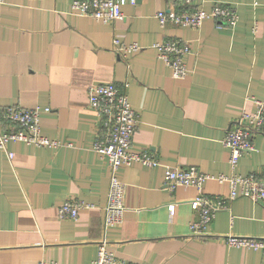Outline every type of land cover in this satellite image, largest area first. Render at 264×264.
I'll return each instance as SVG.
<instances>
[{
  "label": "crops",
  "instance_id": "crops-1",
  "mask_svg": "<svg viewBox=\"0 0 264 264\" xmlns=\"http://www.w3.org/2000/svg\"><path fill=\"white\" fill-rule=\"evenodd\" d=\"M71 1L0 0V106H38L42 134L59 142L9 141L12 158L0 150V264H92L110 167L93 149L99 124L87 87L108 81L126 84L137 112L131 150L151 152L158 164L117 170L126 210L122 223L105 231L107 249L135 264H264V248L224 241L228 234L264 237V200L228 199L204 233H193L188 224L197 217L189 200L199 190L162 184L166 166L232 172L224 134L241 110L252 112L254 100H264V0H192L185 7L228 3L238 15L233 27L206 18L198 28L160 26L156 13L170 0H125L123 18L111 22L77 16ZM113 35L141 48L123 55ZM165 39L189 43L183 78H172L152 47ZM253 145L234 171L264 178V132ZM201 192L226 196L229 186L209 179ZM73 199L93 207L75 219L58 218L56 206Z\"/></svg>",
  "mask_w": 264,
  "mask_h": 264
},
{
  "label": "built area",
  "instance_id": "built-area-1",
  "mask_svg": "<svg viewBox=\"0 0 264 264\" xmlns=\"http://www.w3.org/2000/svg\"><path fill=\"white\" fill-rule=\"evenodd\" d=\"M134 1V0H131ZM181 1V2H180ZM192 0H170L166 9L156 13L160 26L168 23L198 28L204 19L212 18L217 25L225 24L233 27L238 19L237 11L228 3H212L209 8L202 5L193 9L185 7ZM125 0H72L70 9L77 16H88L95 20L111 22L123 18L121 6ZM180 5V6H178ZM256 26L253 27V30ZM112 44L115 51L126 55L141 48L136 42L124 43L117 35H113ZM158 58L170 68L174 79L183 78L188 73L185 55L189 52V43L182 39H165L152 44ZM126 84L117 85L112 81L91 84L87 87L88 104L98 117L99 128L93 142V149L107 158L110 167L107 200L103 208V235L97 241L96 255L92 264H135L117 257L106 247L105 231L109 227L120 225L126 210L124 203L125 184L117 175V170L123 164L139 162L146 166H155L157 159L149 151L135 152L131 150V139L138 123L137 112L132 108L125 91ZM255 109L252 112L241 110L228 126L222 144L228 148L231 173L209 174L202 172L196 166L164 168L162 184L168 190L178 185L196 187L199 192L189 200V205L195 211L197 219L191 221L189 229L193 233H204L207 224L215 213L227 206V200L236 196L247 197L254 202L264 200V178L255 172L245 175L234 171L238 158L254 149L253 137L264 132V100H254ZM48 108H45L47 110ZM40 108L21 105L0 106V150L6 151L9 158L13 153L7 151L9 141H21L36 147H57L59 142L48 138L41 132ZM213 179L217 182H227L229 192L226 196H207L201 192L203 184ZM93 205L82 200H66L56 206L58 218L75 219L81 208H92ZM169 212L173 214L174 204H169ZM228 246L247 249L264 248V237L235 236L224 237ZM38 264H56L41 260Z\"/></svg>",
  "mask_w": 264,
  "mask_h": 264
},
{
  "label": "rangeland",
  "instance_id": "rangeland-1",
  "mask_svg": "<svg viewBox=\"0 0 264 264\" xmlns=\"http://www.w3.org/2000/svg\"><path fill=\"white\" fill-rule=\"evenodd\" d=\"M157 55V54H156ZM158 57V56H157Z\"/></svg>",
  "mask_w": 264,
  "mask_h": 264
}]
</instances>
